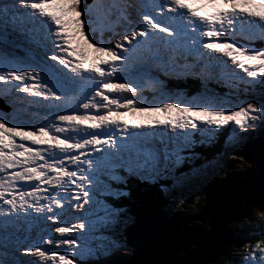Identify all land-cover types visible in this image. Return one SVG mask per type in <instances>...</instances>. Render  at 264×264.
I'll list each match as a JSON object with an SVG mask.
<instances>
[{"label": "snow or ice", "instance_id": "obj_1", "mask_svg": "<svg viewBox=\"0 0 264 264\" xmlns=\"http://www.w3.org/2000/svg\"><path fill=\"white\" fill-rule=\"evenodd\" d=\"M225 132L239 152L196 151ZM229 155L264 176V0H0V264H102L141 242L133 264H234L183 259L205 247L184 206L209 202ZM136 187L160 211L133 213ZM242 203L261 207L239 264H264V183Z\"/></svg>", "mask_w": 264, "mask_h": 264}, {"label": "water", "instance_id": "obj_2", "mask_svg": "<svg viewBox=\"0 0 264 264\" xmlns=\"http://www.w3.org/2000/svg\"><path fill=\"white\" fill-rule=\"evenodd\" d=\"M260 151L261 139L257 137L254 141L249 143V146L243 155L248 159H251V157L258 158ZM236 181L215 180L214 183L207 186V199L209 202L206 204L205 201H203L204 204L198 214L195 215L194 219L203 223L204 220H209L210 218L208 225L211 229H203L205 226L202 227L200 224L190 226L187 222V227L191 229L193 233L204 237L205 247L200 251L193 249V255L183 257V259L199 260L204 256L211 255L212 253H224V250L230 245L233 233H231L228 229V225L230 224L229 222L235 218L236 209L239 210V214L235 220H238L241 217L242 213L240 212V209L243 206L241 203L246 196L259 194L260 186L264 183V176L261 175L259 169L257 168L251 180L241 182L238 181L239 183H236ZM252 190L254 191L252 192ZM160 209L161 208L158 207L149 209L148 211H141L138 217L143 219L146 216L155 214L160 211ZM209 233L210 235H207ZM128 234L131 238L138 239L140 234L139 226H130ZM147 258H149L148 252L141 242L137 246L136 255L119 256L107 264H133L134 261L144 260Z\"/></svg>", "mask_w": 264, "mask_h": 264}, {"label": "rangeland", "instance_id": "obj_3", "mask_svg": "<svg viewBox=\"0 0 264 264\" xmlns=\"http://www.w3.org/2000/svg\"><path fill=\"white\" fill-rule=\"evenodd\" d=\"M193 84H195V83H193ZM194 87H196V86H192V85H184V88H185V90H191V89H193ZM249 146V145H248ZM214 148V147H213ZM226 149H221L220 151H225ZM238 151H240V150H238ZM233 167V168H232ZM249 168V165H247V164H245L242 160H236V163L235 164H232V163H229V167L227 168V172H228V175L226 176V177H224L225 179H229V180H234V181H236L235 179H236V177H237V172L239 173V174H245V173H249L248 171H246V169H248ZM232 169H234L235 170V172H232ZM251 174L253 175L254 174V172H251ZM251 174H249V175H251ZM224 178H221V177H219V176H217L215 179H219V180H221L222 181V179H224ZM233 178H235V179H233ZM253 178V177H252ZM251 178V179H252ZM250 179V180H251ZM226 181H228V180H226ZM210 183H213V182H209L208 183V185L210 184ZM236 183H239L238 181H236ZM207 185V186H208ZM141 191H144L145 193H147L146 195H148L147 197H150V196H156V198L157 197H160L159 195H158V193H157V191H156V189H154V188H148V187H136L135 188V190H134V193H133V198H132V200L131 201H129V204H130V208H131V210H132V212L134 213V210L136 209V208H138V206L140 205V204H142L145 200H142V201H134L135 200V196H136V194L137 193H139V192H141ZM254 190H252V192H253ZM145 196V195H144ZM146 197V198H147ZM249 195L248 196H246V198H244L243 199V201H245V200H247V199H249ZM192 197H191V195H189V199H191ZM203 199V198H202ZM202 199H201V201H200V204H199V206L198 207H200L201 206V208H202V205H203V202H202ZM147 201H149V200H147ZM242 201V202H243ZM137 203V204H136ZM241 204H243V203H241ZM244 205H246V204H243V206L241 207V209L244 207ZM255 206V205H254ZM174 209L176 210V211H179L180 210V208H181V206L179 205V204H174ZM259 207H261L260 205H256V207H255V210H256V214H253V215H251V217H252V219L253 220H256V221H259V219H260V214H259V212L257 211V209L259 208ZM201 208H200V210H201ZM239 208V207H238ZM241 209H240V212H241ZM198 210L199 209H197V208H193L191 205H185L184 206V214H187L188 216H191V215H196L197 213H198ZM242 213V212H241ZM238 214H239V210L238 209H236V211H235V218L238 216ZM137 216L139 215V214H136ZM235 218L232 220V221H230L228 224V229H229V231L231 232V233H233L232 234V240H233V238H235V236H236V234H237V237H240V236H243V235H245V233H247L244 237H246V238H249L252 234H250V233H252L253 231H251V229L252 228H256L257 229V226H259L258 224H255V223H250L249 222V220L248 219H244L242 222H234V221H237V220H235ZM189 224L188 225H190V226H195V225H197L198 223L200 224V225H202V227H204L205 226V228H203V229H211L210 227H208V225H207V223H200L198 220H197V223H196V221L195 222H193V223H190V222H188ZM231 224H233L234 225V227L236 228H232L231 226H233V225H231ZM247 229H250V231L249 230H247ZM224 232V231H223ZM251 240V239H250ZM249 240V241H250ZM248 241V242H249ZM219 247H221V246H219ZM222 247H223V245H222ZM243 250H244V247L242 248V251L240 250V251H237V254H239V253H241V252H243ZM224 252H225V250H224ZM119 256H129V254H126V253H124V252H120V253H117V254H115V255H113V257L112 258H109L107 261H104L103 262V264H107L108 262H110V261H112V260H114V259H116V258H118ZM234 264H239V257H237V259L234 261Z\"/></svg>", "mask_w": 264, "mask_h": 264}, {"label": "trees", "instance_id": "obj_4", "mask_svg": "<svg viewBox=\"0 0 264 264\" xmlns=\"http://www.w3.org/2000/svg\"><path fill=\"white\" fill-rule=\"evenodd\" d=\"M218 144V143H217ZM247 148H248V146H247ZM247 148L246 149H244V151H246L247 150ZM237 152H239V151H237ZM230 156V155H229ZM204 157H207L208 158V154L207 155H205ZM231 157V156H230ZM237 159H239V157H237ZM195 165H199V164H201L202 163V161L200 160V159H197V160H195ZM233 168V167H232ZM232 172H235V170L234 169H232ZM254 174H255V171H254ZM253 174V175H254ZM253 175L251 174V175H249V173H245V174H239V175H237V177H236V180H238V181H249L252 177H253ZM144 191H141L140 192V194L138 195V194H136V196H135V200L134 201H141V200H144V199H146L144 202H143V204H140L139 206H138V208H136L135 210H134V213L135 214H138L139 213V211H141L140 209L141 208H147V207H150V206H152L153 204H156V202H157V200L159 199V198H161V197H157L158 199H155L156 198V196H150L149 198L147 197H143V198H141V196L140 195H142V193H143ZM156 201H155V200ZM147 200H149V201H147ZM161 200H162V198H161ZM137 204V203H136ZM255 207H256V205L254 206V205H244V207L241 209V212H242V215H243V213H245V212H247V211H251V215H253V214H256V210H255ZM199 208V207H198ZM253 213V214H252ZM242 215H241V217L236 221V222H242L243 220H244V218H242ZM192 216H194L195 217V215H191L190 217H192ZM196 221V223H197V220L196 219H194V218H190L187 222H190V223H193V222H195ZM231 225H233V224H231ZM232 228H235L234 227V225L233 226H231ZM258 227L259 226H257V229L256 228H252L251 229V231H253L252 232V235L249 237V238H246V237H244L247 233H245V235H243V237L242 236H240V237H237V234H236V236H235V238H233V241L230 243V245L225 249V254H231V256H232V260H233V262L237 259V257H238V254H237V251H242V248L244 247H247V245H248V241L250 240V239H254L255 238V232L256 231H258ZM236 229V228H235ZM247 230H249L250 231V229H247Z\"/></svg>", "mask_w": 264, "mask_h": 264}, {"label": "bare ground", "instance_id": "obj_5", "mask_svg": "<svg viewBox=\"0 0 264 264\" xmlns=\"http://www.w3.org/2000/svg\"><path fill=\"white\" fill-rule=\"evenodd\" d=\"M214 145V144H213ZM209 220H210V218H209ZM209 220L208 219H206V220H204L203 221V223H207V225L209 224ZM199 221V220H198ZM200 222V221H199ZM200 223H202V222H200ZM199 224V223H198ZM208 227H209V225H208ZM211 228V227H210ZM224 231V230H223Z\"/></svg>", "mask_w": 264, "mask_h": 264}, {"label": "clouds", "instance_id": "obj_6", "mask_svg": "<svg viewBox=\"0 0 264 264\" xmlns=\"http://www.w3.org/2000/svg\"><path fill=\"white\" fill-rule=\"evenodd\" d=\"M199 209V208H198ZM198 212H199V210H198Z\"/></svg>", "mask_w": 264, "mask_h": 264}]
</instances>
